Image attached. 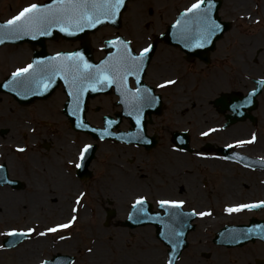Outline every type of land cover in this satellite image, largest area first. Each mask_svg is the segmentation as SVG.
<instances>
[{
  "label": "rangeland",
  "instance_id": "374dc122",
  "mask_svg": "<svg viewBox=\"0 0 264 264\" xmlns=\"http://www.w3.org/2000/svg\"><path fill=\"white\" fill-rule=\"evenodd\" d=\"M37 1L41 2L43 0H3L1 4L4 3L8 8L4 9L1 6L0 16L1 18L8 16L21 6L23 7L26 4ZM186 1L187 0L181 3V0H170V8L172 9L170 10L164 4L162 7L158 8L157 6L160 5V2H158V0H151L152 4H150V7L153 12L147 8L149 1H133L128 4L127 10L122 16L123 22L120 31L125 36L134 38V45L138 46V41H140V39L137 32H140L142 35L149 31H151V34L160 31L170 21L172 13L179 7L183 6ZM232 1L236 3L237 0ZM262 2L264 3V0H262ZM135 9V21H140L142 19L143 21L148 20L145 25H142V23L140 24V27H146L145 29L136 27V22L131 19V15ZM237 9L240 13H248L250 20L246 19L244 15L240 13L238 14L236 11H231L230 0H225L222 15L225 18H230V16L233 17V13H235L234 27L231 31L225 33L217 42L215 54L219 57V55H222V53L225 52L230 58L229 62L234 64V61H232L234 56L237 57L238 62L242 61L240 55L242 53L243 55H246V60L249 61L250 66L255 65L258 61H264V56H261L264 50V6L263 9L260 7L258 9L254 6L253 0H247L246 6ZM161 15H164L162 19ZM137 28H139L138 31ZM111 34H113V30L111 28H105L98 32L96 31L89 36L91 42L97 44V42L104 36ZM246 36H250V38L254 36V38H251V41L257 47L252 52L248 51L250 47L246 46L248 48L246 53L241 48L242 37L244 38ZM74 46H76V43L74 42H66L62 40L60 42L59 40H56L49 44V49L53 50ZM164 47L165 45L161 43L158 47V51L160 50L159 52H162ZM258 49H260V52H257ZM22 51H26L27 54H29L27 45L5 46L0 49V78L10 69L19 67L22 64L24 60L22 57L25 55V53L21 54ZM170 54L172 55V61L169 63L170 65L168 64L169 69L166 68L162 70V73L159 74L157 78L152 77L153 72L151 69H156L154 65L158 63L157 58H159V56L157 57L156 55L157 58L155 57L152 65L149 67L150 73L148 71V77L151 82L152 79L153 82H155L159 81L161 78L164 79V77H171L176 81L170 90H164L163 97L165 103L163 112L160 116L155 117V120L152 122L153 126L160 130V138L164 140L162 145L149 150L151 153L147 154L146 151H139L134 147L129 148L121 145L98 144L95 157L89 165V168L92 170V175L87 183H82V186H80V182L76 181L77 179L73 177V165L68 162L74 160V157L71 158V156L74 155V151H76L83 138L77 135L74 136L70 128L66 125L65 118L59 113H55V108L53 106L54 103H52V101H54L55 105H57V97H62V95L54 94L51 96V99L49 98L42 102H34L27 107L17 105L10 97H0V122L6 120L10 125L8 129L12 134V142L10 141L8 145H21L26 147L25 150L19 154L14 153L11 146H9L10 148L8 149H0V155H2V159L8 163L9 169H11L9 161L14 160L16 163L15 169L10 170V176L21 179L25 183L24 188L19 189L18 191H13L7 186L0 187V198L9 197V201L15 197L24 201V206H9L6 211L4 210V205L0 206V241L5 236V233L13 228L26 229L32 227L36 229V232H43L48 227L67 223L72 216L77 217L76 221H74L72 226L68 229H62L56 233H48L45 236H38L34 233L29 239L15 249L0 252V264H34L44 257L47 258L48 256H51V254L56 251L78 255L75 264H115L116 259L118 258L127 260V262L124 263L125 261H120L116 264H165L167 257L166 247L156 239L153 227L144 226L134 229L122 227L120 225V220L124 219L125 215L123 213L120 214L119 209L121 208V211H126L129 203L132 202L134 198L141 195L145 196L146 199L153 204L162 198H191L193 197V188L199 190V185L196 183V179L198 178H204L206 181L207 185H205V189L202 190L201 187L199 191L202 194L207 193L206 197L210 199L211 203L205 204V207L211 205L213 207V213L203 217L204 219L207 218L206 220L198 222L197 228L189 235V239H203L204 236L202 233L205 234V237H210V233L216 228L215 224L217 225L226 221L246 222L251 215L264 217V209L256 212L242 211L236 214L234 212L229 213L225 211L226 208H224V205L236 201L244 202L260 197L264 198V188L259 187V185H262L259 181L263 176H258V173L245 175L240 174L239 172L242 177L238 176L232 178V173H230L232 167L228 166L222 170V168L217 167L219 164L218 160L216 158L210 160L211 156L208 154L210 152H205L201 149L202 143L207 140H218L220 137L221 141H225L226 139L232 140L234 138L244 137L248 134L249 129L246 127L244 129L239 126L241 128L234 132L230 130L224 134L223 132H219L215 135H209L207 139L200 138L199 132L212 124L210 121L211 119L212 121L217 119V112L209 108L199 114V111L196 110V106L200 104V101H205L211 97H196L198 93L194 96L192 95L194 94L193 92H186V90L181 87L180 81L185 82L181 64V61L183 63L184 61L181 59V53L179 51L172 49V53ZM255 54L258 58L257 62H254V60L250 58V56L252 57ZM233 64L231 65L234 67V70L230 71L231 74H235L237 71L234 66L235 64ZM194 71L195 73L197 72L196 69ZM255 75H257V72L253 73V76ZM197 79L201 82V90L204 94H211L216 91V89L210 87L211 84L201 75H199ZM188 80L189 77L186 79V82H188ZM247 85H249V83ZM196 87L195 84L193 89H196ZM178 97L185 99L186 107L180 111H174L172 107ZM109 98L112 100L114 99L112 95H102L89 101L88 117L91 122H98V114L103 113L104 111H111V106L108 101H106ZM97 104H100L99 107L96 106L99 110H95L94 108ZM198 107V109H201L200 106ZM194 110H196V112ZM210 110L212 112L210 117L203 118L202 115L210 112ZM256 112L259 114L258 119L264 118V116H262V114H264V96L260 97ZM47 115H51L50 117L52 119H49L50 123H56L54 126L56 127L55 135L50 133L48 131L50 128L43 123V120ZM0 125L4 126L3 123ZM12 127L14 128L12 129ZM172 129H187L189 131L191 137L190 145L193 148V152L182 153V155L175 153L177 158L173 160L172 151L174 150L168 148V143H170L168 137ZM232 129L235 130L234 128ZM219 134L221 135L219 136ZM5 135L6 134L3 135L4 140L9 141ZM23 136H25V138ZM44 139L49 141L48 149L44 150L42 148L40 149L38 146H31L33 142L43 143ZM63 143H67L66 147H63ZM42 145L45 144L43 143ZM1 146L2 145L0 144V147ZM70 146L74 147V150L72 149L73 153L71 155L64 154L69 150ZM196 152L198 153L196 154ZM147 159H150V161ZM162 159L166 161L164 165L170 175L165 174L166 170L162 171ZM140 160H143V162H140ZM176 161L177 165H173ZM124 166L130 168V170L125 168L127 170L126 173L135 172L134 174L141 178L138 179L141 183L138 182L130 186H122L119 177H121V169H123ZM50 168L64 172L67 179L72 181L73 185L75 184L74 187L69 189L67 185L66 187L61 186L55 189V185L52 184V181H49L44 175ZM183 169H190V174H183ZM67 170H69L70 173H67ZM171 171H174V173ZM176 171H178V173H176ZM220 172L225 173L223 174L225 179L223 176H218ZM212 176L216 177L213 179L209 178ZM239 177H241L242 180H236L239 179ZM217 179H220V181L227 180L230 184L237 183L238 186L234 188L233 198L228 195L230 189L228 190L224 187L221 189H213L211 184L215 183L213 180L216 181ZM195 185H197V187ZM37 186L46 195L44 197L45 205L39 208L36 204H30V201L35 202L37 200L36 198L31 197L32 194L36 193L35 190H38ZM59 189H62L63 191H60ZM80 190L85 191L86 194L84 197L82 196V198H80V203H77V198L80 197L77 193ZM49 194H51V197ZM59 194H62L61 197L64 198H60ZM72 198H74V200ZM58 199H60V201H58ZM55 201L62 202L63 204L67 201L68 209L61 214L58 210H62L63 206L58 205L57 207H53ZM213 202L215 203L213 204ZM76 203L78 204L77 213H73L72 208ZM31 205L33 207H31ZM107 206L113 207L116 213L115 217L111 219L110 223L106 226L104 223V212ZM201 206L202 205L198 207L200 208ZM215 216L220 218L215 219ZM209 223L213 224L214 227L204 226V224L209 225ZM120 232L123 234L119 235ZM61 237L64 238L61 239ZM113 239H118V241L121 240L123 242L118 254H115V251H112L110 247V242ZM145 241L148 242L146 245H143ZM95 242H102L101 247L107 249L110 254L107 253L106 256H103L102 258L99 257L96 261L90 260V257L94 253L92 250ZM37 243L43 245V247L40 248L39 246L36 251L37 254L32 258L25 259L22 253L23 247H25L26 244ZM256 243H258V246H255V248L243 247L241 250L236 248L234 250L237 251L232 253L237 255L238 258L242 256L239 259H245L248 254H252L254 255L251 259L253 262L255 257L264 256L259 254L264 252V247H261L263 244L259 242ZM134 246L136 247L134 248ZM258 248L259 253H253L254 250ZM89 249H91L92 252L89 251ZM207 249V247H200V249L197 250L195 248H189L188 250L185 249L177 264H214L213 258L208 260L200 254L203 250ZM212 249L217 253L220 252L217 248ZM150 250H155L157 252L158 257L156 261L145 258L146 251ZM219 254L223 255V253ZM108 257L111 258L109 261L107 260ZM193 258L195 260H192ZM245 261H247V258L244 260V264ZM221 263L224 264V262ZM232 264H237V262H232Z\"/></svg>",
  "mask_w": 264,
  "mask_h": 264
},
{
  "label": "snow or ice",
  "instance_id": "6c2138e0",
  "mask_svg": "<svg viewBox=\"0 0 264 264\" xmlns=\"http://www.w3.org/2000/svg\"><path fill=\"white\" fill-rule=\"evenodd\" d=\"M207 3V7H202ZM125 5V0H52V4L49 6H41L38 4H30L24 7L15 16L0 24V44L5 40L18 39L22 35H50V29L54 26H60V31L68 34H74L71 29L76 31H83L85 28H95L97 25L105 21H114L121 11V8ZM212 11L211 0H196L191 7L185 10L182 16L187 17L191 14V20H177L176 25L180 26L181 36L187 40L195 32L198 37L195 43H185L186 47H202L204 43L210 42V38L220 30V24L212 19L210 13ZM66 26H61V25ZM194 25V27H193ZM113 47L118 48V52L111 59L102 61L100 65H91L83 60V57L79 52L69 53L64 57V60L59 64L45 63L44 61L34 60L32 63L25 67L17 68L11 74V81L6 83L4 87L26 86L27 84L35 83L37 86L43 84V90L46 91L50 86V79L52 75H59L61 71L65 73V83L69 85L73 91H70L69 96L76 97V106L79 107V97L87 87H90L93 91H96V85L101 87L109 86L112 84L117 85V91L125 97L124 103H129L136 110L140 112L143 106H152V102L155 97L151 95V89L148 87H137L135 89H129L127 87V79L129 76H135L137 83L140 81L139 73L143 71L144 61L148 58L149 52L152 50V45L143 47L138 54H135L129 46V42L122 40L120 37H116L114 40L109 41ZM61 54L57 53L56 56L48 58L49 61H56ZM49 73V79L45 81L44 74ZM69 76L71 79L69 80ZM174 80H166L164 84L158 85V87H165L166 85L175 84ZM19 94V93H18ZM75 115V109L73 110ZM132 115V112H129ZM113 121H107L108 127L111 126ZM136 124L140 125L139 115L136 117ZM78 127L87 128L88 125L80 123ZM209 131H213L210 129ZM112 133L108 131L106 127L101 135L110 136ZM201 135H208V133H201ZM255 140V136L252 137ZM251 141H237L236 146H240L244 143H250ZM92 147L90 144H85L80 150L79 159L82 161L85 157V153ZM232 147V145H228ZM18 151H24L23 148H19ZM2 167V166H0ZM76 167H81L80 163L76 164ZM84 194L82 193L81 196ZM77 203H80V197L77 198ZM146 203V197L138 196L132 204V208L137 213H143L145 211L143 205ZM183 200H167L161 199L158 204L161 208L165 209V215L170 220H175L177 216L187 215L176 210H179L184 205ZM264 205V201L253 204H239L234 207H227L225 211L240 212L245 209L258 208ZM76 211L75 208L72 209ZM205 212H193L192 215H199L201 217L209 215ZM132 215H129V219ZM77 217L72 216L67 223L57 224L54 227H48L43 232H36L35 228L28 227L26 229H11L5 235L16 237H30L32 234L38 236H45L48 233H56L62 229H68L76 221ZM148 219H159V217H148ZM165 228L168 229V235L170 238H176L182 235L181 232L169 224H165ZM249 233L253 232V229L247 230ZM64 237H61L63 239ZM91 251V249H89ZM41 264L46 262L41 261ZM167 264H172L170 258Z\"/></svg>",
  "mask_w": 264,
  "mask_h": 264
},
{
  "label": "bare ground",
  "instance_id": "6f19581e",
  "mask_svg": "<svg viewBox=\"0 0 264 264\" xmlns=\"http://www.w3.org/2000/svg\"><path fill=\"white\" fill-rule=\"evenodd\" d=\"M246 5H247V0H237L236 3H235V8L237 9V8H240V7L246 6ZM252 44H253L252 41H246V45L249 46V45H252ZM253 47L255 48V46H252V48ZM252 51L253 50L251 49V52ZM237 81L239 82V78L237 79ZM185 107H186L185 99L178 97L177 100H176V102H174V105H173L172 109L174 111H180V110L184 109ZM208 117H210V114L208 115ZM239 128H241V127L237 126V127L234 128L235 130L232 129L231 131L234 132V131H236ZM240 138H242V137H240ZM240 138H237V139H240ZM234 140H236V139H234ZM261 142L262 141L260 139H258L257 145L253 149L254 151H256L258 149V146H261L262 145ZM71 150H72V146H70L69 150H67L65 152V154H68L69 155ZM254 151H250V153L251 152H254ZM172 156H173V160H175L177 155L173 153ZM161 161H162V164H163L162 171H164V170H166V167L164 165V163H166V161L163 160V159ZM228 165L229 164L226 163V162H219V165L218 166L220 168H222V169H225L226 167H228ZM125 168L127 170H130V168H128L126 166H124V168L121 169L122 171L120 173L121 177H119V181L121 182L122 186L125 187L126 185H129L130 186V185H133V184L138 183V182L141 183V181L138 180V179H141V178L137 177L134 174L135 172L134 173L133 172H131V173H125L124 171H127ZM11 169H13L12 166H11ZM157 169H159V168H157ZM160 171H161V169H160ZM171 172L174 173V171H171ZM176 173H178V171H176ZM165 174L166 175H170V173L167 172V170H166V173ZM44 175H45V177L49 181H52V184L55 185L54 186L55 189H57V188H59L61 186L62 187H66L67 185H68V187L70 189V188L74 187V185H75V184L73 185L72 181H70V180L67 179L66 175L61 170H55L54 168H50V169H48V171ZM134 181H137V182H134ZM235 185L236 184H226V185H223L224 188H226L228 190L230 189V196H233L234 195ZM220 187H221L220 186V183H217V188H220ZM37 189L38 190H35L36 193H34V194L31 195L32 198H36L37 200L35 202L34 201H30V204H36V205H38V208H39V207H42V206L45 205V203H44V197L46 195L44 194V192L38 186H37ZM59 190L60 191H63L62 189H59ZM128 191H129V189H128ZM194 192L200 193L198 190H195ZM49 196L51 197V194H49ZM61 196H62V194H59V197L60 198H64V197H61ZM8 198L9 197L0 198V206L1 205H4V210L5 211L7 210V208H9V206H12V207L24 206V201L22 199L13 197L12 199H10L8 201ZM67 200H69V199H67ZM5 201H7V202H5ZM58 201H60V199H58ZM58 205H62L63 206L62 207V210H58L57 209L61 214H63L68 209L67 201H66L65 204H63L62 202L55 201V203L53 204V207H57ZM31 207H33V206L31 205ZM69 209H70V207H69ZM123 212L124 211H121V208H120L119 209V213L122 214ZM122 234H123L122 232L119 233V235H122ZM147 242L145 241L143 243V245H146ZM101 244H102V242H100V243L95 242L94 243L93 250H92L94 253L90 257V260L96 261L99 257L102 258L103 256H106L107 253L110 254V252L107 249H103V247H101ZM122 244H123V242L121 240L118 241V239H113L110 242V247H111L112 251H115L114 252L115 254H118L120 252V250H121V245ZM39 246H40V248L43 247V245H40L39 243H37V244H28V245L26 244L25 247H23V249H22L23 257H25V259L32 258L35 254H37L36 251H37V248H39ZM126 246H128V245H126ZM135 247L136 246H134V248ZM146 252H147V253H145V258L146 259H148V260L151 259L153 261H156L157 260L158 255H157V252L155 250L154 251L153 250H150V251H146ZM99 253H100V255H99ZM110 259H111L110 257L107 258L108 261ZM120 261H125L124 263L127 262V260H122L121 258L116 259V263H118Z\"/></svg>",
  "mask_w": 264,
  "mask_h": 264
},
{
  "label": "flooded vegetation",
  "instance_id": "af4514ba",
  "mask_svg": "<svg viewBox=\"0 0 264 264\" xmlns=\"http://www.w3.org/2000/svg\"><path fill=\"white\" fill-rule=\"evenodd\" d=\"M182 1H185V0H182ZM187 1H189V0H187ZM214 59H215V57H214ZM218 59H219V57L216 59V61H214V62L211 61L208 65L202 63L201 61L200 62L199 61H195V59L186 60V64L188 66H193L194 69L195 68L200 69L201 70L200 73L202 75H204V72L206 70H208L209 68H211L213 66L205 74L207 75V82H209L211 85H214L215 82L216 81H219V80L227 81L230 78V75H231V72L230 71H233L234 70V67L231 64H229L225 68V71L224 72H221L220 68H218V66H217ZM240 65H241L240 66V69L241 70H244V73H246V70L245 69H247L248 72L253 73L254 71H256L258 74L264 75V66H262V67H248V65L246 63H241ZM242 65H244V67H242ZM210 75H211L212 79H210ZM152 77H154V75H152ZM200 93H201V90H200ZM199 97H202V95H200ZM260 97H262V95Z\"/></svg>",
  "mask_w": 264,
  "mask_h": 264
},
{
  "label": "water",
  "instance_id": "95a60500",
  "mask_svg": "<svg viewBox=\"0 0 264 264\" xmlns=\"http://www.w3.org/2000/svg\"><path fill=\"white\" fill-rule=\"evenodd\" d=\"M50 4H52V1L51 2H49V4H46L45 6H49ZM55 30H56V28H54ZM86 30H87V28H86ZM85 30V31H86ZM221 32V31H220ZM80 34H82V33H80ZM263 225H264V221L263 222H261ZM159 225V224H158ZM243 229H246L245 230V233H244V235H246V236H248V235H250V234H252V233H255V232H257V230H255V229H253V232H251V233H249L247 230L248 229H252V228H247V227H242Z\"/></svg>",
  "mask_w": 264,
  "mask_h": 264
}]
</instances>
